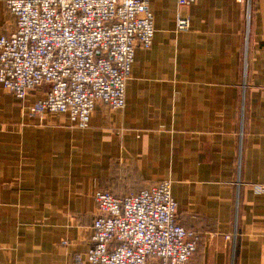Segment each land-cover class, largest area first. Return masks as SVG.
I'll use <instances>...</instances> for the list:
<instances>
[{"label":"crops","instance_id":"crops-1","mask_svg":"<svg viewBox=\"0 0 264 264\" xmlns=\"http://www.w3.org/2000/svg\"><path fill=\"white\" fill-rule=\"evenodd\" d=\"M149 8L153 42L135 49L124 108L96 102L86 129L30 116L41 93L21 103L0 84V264H87L95 191L163 181L199 237L186 264H264V0ZM15 28L0 1V36Z\"/></svg>","mask_w":264,"mask_h":264},{"label":"built area","instance_id":"built-area-1","mask_svg":"<svg viewBox=\"0 0 264 264\" xmlns=\"http://www.w3.org/2000/svg\"><path fill=\"white\" fill-rule=\"evenodd\" d=\"M0 1L16 18L14 31L0 36V84L21 103L41 93L30 116L64 115L86 129L96 102L124 108L135 49L153 42L149 0ZM245 17L248 26L249 5ZM189 28L188 18H176V32ZM94 201L87 264H186L197 251L198 235L177 223L169 181L126 197L97 190Z\"/></svg>","mask_w":264,"mask_h":264},{"label":"rangeland","instance_id":"rangeland-1","mask_svg":"<svg viewBox=\"0 0 264 264\" xmlns=\"http://www.w3.org/2000/svg\"><path fill=\"white\" fill-rule=\"evenodd\" d=\"M245 11H246V9H245ZM244 19H245V23H246L247 21H246L245 14H244ZM249 19H250V13H249ZM248 23H249V22H248Z\"/></svg>","mask_w":264,"mask_h":264}]
</instances>
